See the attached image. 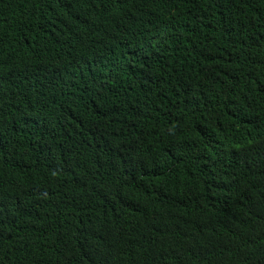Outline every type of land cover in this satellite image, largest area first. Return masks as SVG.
Segmentation results:
<instances>
[{
    "label": "trees",
    "instance_id": "1",
    "mask_svg": "<svg viewBox=\"0 0 264 264\" xmlns=\"http://www.w3.org/2000/svg\"><path fill=\"white\" fill-rule=\"evenodd\" d=\"M0 264H264V0H0Z\"/></svg>",
    "mask_w": 264,
    "mask_h": 264
}]
</instances>
